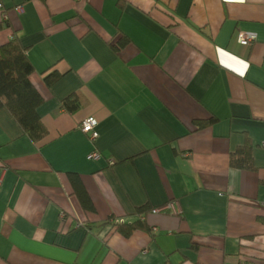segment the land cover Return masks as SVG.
Returning <instances> with one entry per match:
<instances>
[{"label": "crops", "instance_id": "obj_1", "mask_svg": "<svg viewBox=\"0 0 264 264\" xmlns=\"http://www.w3.org/2000/svg\"><path fill=\"white\" fill-rule=\"evenodd\" d=\"M1 1L0 45L27 48L47 135L0 108V264H264V0ZM248 138L255 167H232ZM146 205L164 208L141 215L151 232L101 225Z\"/></svg>", "mask_w": 264, "mask_h": 264}, {"label": "trees", "instance_id": "obj_2", "mask_svg": "<svg viewBox=\"0 0 264 264\" xmlns=\"http://www.w3.org/2000/svg\"><path fill=\"white\" fill-rule=\"evenodd\" d=\"M129 41L130 37L123 33L113 46L118 50ZM34 70V65L27 55V48L22 45L19 37L16 36L0 45V108H7L24 133L34 141L40 142L46 137L47 129L38 113V108L44 98L30 79ZM60 77L61 74L54 71L45 76V81L48 86H52ZM81 105V98L76 92L61 101L62 108L69 112L76 111ZM217 120V117H212L207 120H198L196 124L198 128H204ZM230 165L248 170L255 167L252 143L249 138L231 153ZM73 181L83 207L92 210L94 207L89 195L79 186L78 181L75 179ZM153 209L147 205L139 206L136 208V213L139 215L137 219L130 222L126 220L115 222L113 218H110L101 225L110 224L112 228L120 231L126 237L132 235L137 229L151 232V227L141 215H146Z\"/></svg>", "mask_w": 264, "mask_h": 264}, {"label": "built area", "instance_id": "obj_3", "mask_svg": "<svg viewBox=\"0 0 264 264\" xmlns=\"http://www.w3.org/2000/svg\"><path fill=\"white\" fill-rule=\"evenodd\" d=\"M21 9H22V5L16 6V10L21 11ZM0 12L2 14L3 19L7 20L8 14L4 8V5H3L1 0H0ZM239 40L243 44H251L252 42H254L256 40V36H255V34H252L249 32H242L239 36ZM97 124H98V120L95 117L91 116V117H87L81 121L80 128L84 133L88 134L92 140H95L99 136V132L96 129ZM98 156H99V152L96 150L93 151L89 155L90 158H93V157L95 158ZM113 161L114 160H111V162H113ZM5 170L6 169L4 167L0 168V185L3 181ZM163 209H164L163 207H157V208H154L152 211L153 212H160ZM62 216L65 218V214H63ZM117 221L122 222L123 220H117Z\"/></svg>", "mask_w": 264, "mask_h": 264}]
</instances>
